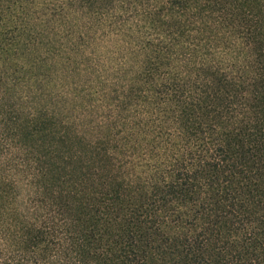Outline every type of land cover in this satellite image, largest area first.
<instances>
[{"label":"trees","instance_id":"trees-1","mask_svg":"<svg viewBox=\"0 0 264 264\" xmlns=\"http://www.w3.org/2000/svg\"><path fill=\"white\" fill-rule=\"evenodd\" d=\"M0 264H264V0H0Z\"/></svg>","mask_w":264,"mask_h":264},{"label":"rangeland","instance_id":"rangeland-1","mask_svg":"<svg viewBox=\"0 0 264 264\" xmlns=\"http://www.w3.org/2000/svg\"><path fill=\"white\" fill-rule=\"evenodd\" d=\"M100 38H101V37H100ZM97 40H98V39H97ZM99 40H100V39H99ZM105 41H106V40H105ZM105 41H102L101 43L104 44L103 42H105ZM101 43H100V41L95 42L94 49L96 50V51H95V52H96V55L99 54V52L101 51V48L103 47ZM80 54H82V53H80ZM80 54H79V55H80ZM84 55H85V54H84ZM84 59H85V57L82 56V57H81V61L84 60ZM82 63H83V62H79V63H78L79 65H78V66H75L74 69H75L76 71H80V70H82V69H83V65H82ZM93 63H94V62H93ZM75 70L71 69L70 71H71V72H74Z\"/></svg>","mask_w":264,"mask_h":264}]
</instances>
